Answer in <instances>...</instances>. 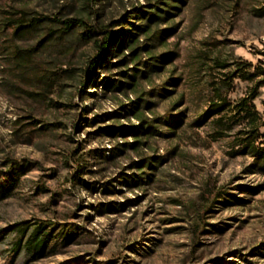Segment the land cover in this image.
Listing matches in <instances>:
<instances>
[{
  "label": "rangeland",
  "instance_id": "1",
  "mask_svg": "<svg viewBox=\"0 0 264 264\" xmlns=\"http://www.w3.org/2000/svg\"><path fill=\"white\" fill-rule=\"evenodd\" d=\"M237 61L264 70V0H0V264H264Z\"/></svg>",
  "mask_w": 264,
  "mask_h": 264
},
{
  "label": "trees",
  "instance_id": "2",
  "mask_svg": "<svg viewBox=\"0 0 264 264\" xmlns=\"http://www.w3.org/2000/svg\"><path fill=\"white\" fill-rule=\"evenodd\" d=\"M97 35L104 34V38L101 42L102 50L104 52H108L110 48L114 45L118 44L120 40L126 39V34H115L108 32H99L96 31ZM129 44H133L134 40H130ZM134 54V53H133ZM252 68L250 63L245 61H237V69L235 72L237 73V78L242 80H252L255 77L262 76L263 79L254 83L253 87L250 89L249 93L240 99L237 100V103L234 105L236 110L237 119L239 122L243 124L244 129L241 133L244 137L241 139L244 150H246V154L253 157L255 162L258 163L259 167L264 170V147L263 149H256L254 144L258 141L261 136L260 128H264V121L261 122L258 112L255 109L253 101L258 96V92L260 87L264 85V70L259 68H253V71H250ZM220 103H212L209 106V116L217 115L230 107V103L226 100L220 99ZM264 145V141L261 143ZM12 165L24 166L34 164L35 162L31 159L24 158L20 161H11ZM221 189L215 188L213 183H207L205 188L201 193V198L205 201L207 208L211 207L213 204L217 202V199L221 195Z\"/></svg>",
  "mask_w": 264,
  "mask_h": 264
}]
</instances>
